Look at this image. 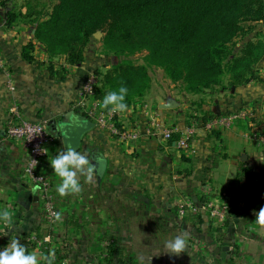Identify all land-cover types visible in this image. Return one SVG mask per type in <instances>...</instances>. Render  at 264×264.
Segmentation results:
<instances>
[{
    "label": "crops",
    "instance_id": "crops-1",
    "mask_svg": "<svg viewBox=\"0 0 264 264\" xmlns=\"http://www.w3.org/2000/svg\"><path fill=\"white\" fill-rule=\"evenodd\" d=\"M28 32L26 26L16 33L0 22V210L14 212L10 229L0 225V251L17 238L30 252L38 254L44 253L38 242L50 240L49 247L58 256L55 264L63 260L66 264H108L109 242H116L122 259L129 257L124 264H140L139 258L150 264L149 257L151 264H199L202 260V264H218L230 255L231 247L235 251L246 249L251 262H255V255L262 260L264 245L250 232L255 231L253 210L258 211L264 203L248 197L254 191L244 190L239 175L264 167L253 155L264 153V146L246 137L247 128L243 130L237 122L227 126L217 123L222 115L209 117L206 113L204 119L201 111L179 110L175 104L161 100L144 99L120 113L123 127H139L135 140L122 141L95 124L83 135L77 151L87 155L93 165L95 156H100L103 166L91 181L79 177L81 191L77 194L61 197L57 193L59 178L49 160L65 148L61 140L49 148L40 169L52 184L57 211L61 213L57 224H49L37 190L23 172L27 153L21 143L5 134L6 121L16 114L47 125L70 111L83 114L74 105L77 91L83 79L95 72L97 61L85 54L80 64L63 63L65 75L58 79L57 69L49 70L47 56L37 49L39 45L33 61L22 58L23 45L33 37L32 30ZM57 67L60 65H54ZM254 100L246 96L240 102L247 103L239 107L255 108L257 115L263 116L264 106L252 103ZM152 119L165 128L178 130L193 125L195 134L189 147L178 149L175 138L165 140L149 133L147 126ZM240 141L242 149L237 151L242 152L235 153ZM219 159L231 163L222 167L221 176L216 173ZM184 199L197 206L215 201L226 207L225 215L211 217L201 208L180 217L177 204ZM181 234L188 238V253L179 257L163 253L165 242ZM194 243L199 249L193 247ZM223 246L228 247L226 255H222Z\"/></svg>",
    "mask_w": 264,
    "mask_h": 264
},
{
    "label": "trees",
    "instance_id": "trees-1",
    "mask_svg": "<svg viewBox=\"0 0 264 264\" xmlns=\"http://www.w3.org/2000/svg\"><path fill=\"white\" fill-rule=\"evenodd\" d=\"M42 12L21 13L9 9L4 12L7 28L19 16H32L26 23L34 24V35L22 47L24 60L33 61L34 46L39 41L50 57L60 53L65 55L69 65L80 64L85 59L84 48L92 35L104 31L107 40L118 42L121 52L145 50L147 60L161 59L162 65L181 66V69L168 71L170 77L176 79L184 74L185 68L192 70L195 66L220 75L236 38H242L252 29L253 22L263 18L264 0H55L49 11ZM259 50L256 43L246 41L241 54L226 61L228 68L240 70L233 78L235 84L258 78L253 68ZM102 81L111 89L125 85L128 88L125 102L130 106L135 104V98L144 96L150 78L145 65L122 61L112 65ZM213 81L212 77L205 79L206 83ZM94 97L102 101L98 87ZM242 107L231 108L228 113ZM253 109L247 130L264 134L261 129L264 117L258 124L251 122L260 119ZM206 113L209 117L218 115L205 111L202 118L206 119ZM177 137L178 134H174L172 138ZM40 250L46 254L51 251L49 244H43ZM120 253L116 242H109L106 262L126 263L129 257L122 259Z\"/></svg>",
    "mask_w": 264,
    "mask_h": 264
},
{
    "label": "rangeland",
    "instance_id": "rangeland-1",
    "mask_svg": "<svg viewBox=\"0 0 264 264\" xmlns=\"http://www.w3.org/2000/svg\"><path fill=\"white\" fill-rule=\"evenodd\" d=\"M0 2L3 3V6L0 5V22H4V12L6 9L21 13H31L32 11L42 12L43 10L49 11L55 0H0ZM31 18L32 16L25 18L19 16L10 28L18 33L19 28H25L26 26L27 32H30L32 30V33L34 35V24H28V22L26 23V21ZM252 25V29L242 38H236L235 46L232 48L231 54L226 57L222 64L223 69L220 75L215 72L205 71L199 66H195L192 70L185 68L184 74L181 77L172 79L168 71L181 69V66H178L177 64L162 65L161 59H159V61L154 59L147 60V51L145 50H139L135 53H129L128 51L121 52L119 50L118 42L107 40L106 33L104 31H96L92 35L89 42L84 48V53L87 55V57L96 58L95 60L97 62L94 70L95 72L92 73H95L98 78L97 87L100 96H102L100 97V99H103L104 95L108 91L116 90L111 89L110 87H106L101 83L106 71L110 69L114 64L120 63L122 61H131L134 64L145 65L150 78L149 87L146 90L144 96L141 98H135V104L141 103L144 99V102L161 100L164 102L173 103L177 106L176 109L183 111L184 109L192 110L194 113H199V111H201V115L204 111H209L211 113H214V115H228L230 114L228 112H230L231 108L239 107L240 104L247 103L240 102V99H243L246 96L251 95V97L255 98L252 103H259L264 106V16L257 22H253ZM246 41L254 42L260 48L253 68L258 78H254L253 81L237 85L233 82V78L239 74L240 70L228 68L226 65V61H231L234 57L240 55ZM36 45H39L37 48L38 50L46 54L47 61L49 63V70L50 68L52 69V71L57 69V73H55L58 79L60 77L64 78L65 65L63 63H66V66L69 65L65 61V55L55 53L50 57V54H48L47 49L42 42L37 41L35 43L34 50L36 48ZM189 52L191 51L189 50ZM54 65H60V67L54 68ZM246 74L248 75V73ZM210 77L215 79V81L206 83L205 79ZM245 88L246 90H248V92H245ZM201 115L197 117L200 118ZM263 116H259L260 119L255 118V120H252L251 122H256L258 124ZM237 123L242 127L243 130L247 128V121H240ZM262 127L261 129H264V127ZM241 149L242 143L240 141L237 143V147L234 149V152H242L237 151ZM221 162H223L222 166L220 165ZM229 164H231L229 160L222 161V159H219L216 162L217 176L219 174L221 176L222 167L224 165L226 167ZM244 175L245 176H240L241 180L243 179L242 186L244 190L247 189L248 191H250V193L251 191H254L253 193H255H252L251 195L249 194L248 197H251V199H256V203H258V201H260L259 203H264V167H259L255 171H250V173L244 171ZM254 229L255 231L250 232V234H253L252 237L257 241L262 242V244L264 245V230L259 229V227L256 225ZM49 242H47V244H49ZM198 246L199 244L197 243H194L193 245V247H195L196 249H199ZM234 249L232 250L231 247V256L229 255L224 257L223 259H220L218 264H261L260 262L258 263L257 260L264 263V257L262 258V260H260L259 257L257 258V255H255V252H252L255 255V259L253 256L252 260H255V262H251L247 259L246 255L248 254L246 249H244V251L238 248H236V251ZM200 252L201 250L199 251V253ZM57 261L58 260H55L54 264ZM202 263L203 260L200 261L199 264ZM62 264H66L64 260L62 261ZM80 264L85 263L82 261ZM94 264L99 263L95 261Z\"/></svg>",
    "mask_w": 264,
    "mask_h": 264
},
{
    "label": "built area",
    "instance_id": "built-area-1",
    "mask_svg": "<svg viewBox=\"0 0 264 264\" xmlns=\"http://www.w3.org/2000/svg\"><path fill=\"white\" fill-rule=\"evenodd\" d=\"M98 84V78L95 73L87 75L77 91V100L75 106L83 115L94 122L101 129H105L109 133L117 136L122 141L135 140L140 134L138 126L125 128L121 124V114H113L108 110H102L98 107L97 100L94 97V91ZM10 89L13 86L8 83ZM254 109L251 107H242L232 111L228 115H222L217 120V123L224 126L230 125L238 121H248L252 118ZM148 132L158 138L170 140L174 134H178L174 144L178 149H186L191 143V139L195 134V127L188 125L182 130L174 127H163L160 123L152 119L149 123ZM5 134L21 143L27 153V158L24 163L23 172L30 186L37 190L38 197L41 203V209L47 222L51 225L57 224L55 219L57 207L55 204L54 192L50 180L40 169L41 161L46 157L51 146L59 141L58 136L50 131L45 124L26 120L19 115L13 114L8 117L5 125ZM246 137L253 139L258 145L264 146V134L246 130ZM209 211L211 217L223 218L226 207L219 205L215 201H207L200 206L194 205L189 199L181 200L177 204V213L180 217L186 216L189 212L196 213L199 209ZM33 240L35 238H32ZM50 240L38 242L41 246ZM39 245V246H40Z\"/></svg>",
    "mask_w": 264,
    "mask_h": 264
},
{
    "label": "clouds",
    "instance_id": "clouds-1",
    "mask_svg": "<svg viewBox=\"0 0 264 264\" xmlns=\"http://www.w3.org/2000/svg\"><path fill=\"white\" fill-rule=\"evenodd\" d=\"M128 95V88L121 84L116 90L108 91L102 101L97 105L102 110H108L113 114L125 113L128 111V104L125 102ZM257 160L264 163V153L253 154ZM49 165L55 176L59 178L56 191L61 197L77 194L81 191L80 176H85L91 181L94 178L96 166L88 159L87 155L77 151L73 147H66L59 151L49 160ZM255 215L254 224L264 230V206L258 211L253 210ZM14 212L8 208L0 210V225L10 229L13 226ZM55 219H61V213H55ZM163 253L170 257H179L182 253H188V238L185 234L177 235L164 244ZM140 264H144L142 258ZM151 264L150 257L148 258ZM55 252L37 253L29 251L17 238L10 240L8 245L0 251V264H54Z\"/></svg>",
    "mask_w": 264,
    "mask_h": 264
},
{
    "label": "water",
    "instance_id": "water-1",
    "mask_svg": "<svg viewBox=\"0 0 264 264\" xmlns=\"http://www.w3.org/2000/svg\"><path fill=\"white\" fill-rule=\"evenodd\" d=\"M46 126H50L51 130H49L58 136L64 148L73 147L77 150L83 139V135L94 127V122L83 114L70 111L57 120L52 119L48 121ZM94 161L96 171L101 173L103 160L100 156L96 155ZM222 251V255H226L228 247L223 246Z\"/></svg>",
    "mask_w": 264,
    "mask_h": 264
}]
</instances>
